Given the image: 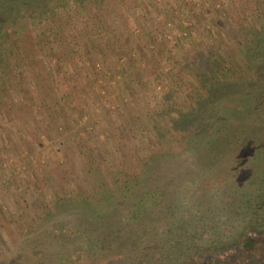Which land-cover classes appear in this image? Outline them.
Returning <instances> with one entry per match:
<instances>
[{"label":"rangeland","instance_id":"1","mask_svg":"<svg viewBox=\"0 0 264 264\" xmlns=\"http://www.w3.org/2000/svg\"><path fill=\"white\" fill-rule=\"evenodd\" d=\"M15 1L0 0L19 30L0 60V264H92L113 226L97 209L124 217V183L167 193L144 216L154 249L174 220L220 236L264 218V0H43L37 20ZM215 252L264 264V243Z\"/></svg>","mask_w":264,"mask_h":264},{"label":"trees","instance_id":"2","mask_svg":"<svg viewBox=\"0 0 264 264\" xmlns=\"http://www.w3.org/2000/svg\"><path fill=\"white\" fill-rule=\"evenodd\" d=\"M42 1L43 0H17L14 3L7 5V7L10 9V11L23 9L21 6H24L26 9L30 8L28 9L30 10L29 14H31L29 15L30 18L33 17V19L37 20L38 17L43 15V11L45 13L51 11V5H44ZM68 1L74 2L73 0ZM57 2L60 3L58 0ZM261 3L264 6V3ZM18 14H20L21 19L24 17L26 18V12ZM9 17L11 19H8V10L0 9V60L2 59L3 63L6 59H8V55L13 52L12 49L14 50L15 48V41L12 40V36L15 35L17 38L19 37V30H17L16 27H13V29L11 27V22L13 26L16 25V21L12 20V16ZM21 21H18L17 24L22 23ZM192 25V29L185 30V32L179 36L180 40L187 42L189 45H194L200 37L196 32L197 28L195 24ZM8 30H10L13 34L6 35L8 34ZM98 50L99 49H96L95 51L99 54ZM7 65H11V61L7 62ZM1 67L4 68L3 66ZM1 67V73L2 71L8 73V70L11 71L12 69L11 67H8L6 70H4ZM151 147L155 148V146ZM149 160L153 162L151 154H149L144 159L145 163H147ZM150 169L148 168V165L146 168L144 167L141 171V174H137V177L139 176L138 179L142 180L144 175L151 176V179H153V174H155V171ZM138 179L135 182L136 184L139 182ZM144 185L147 186H144L142 191L140 189V183L138 185H131L130 183L126 185V183H124V185L120 184V187L118 186L116 188L121 193V195H119L121 199L115 198L110 200L109 203L110 206H112L116 201L125 199V206H127L126 208L128 209L124 217L115 218V211L109 207L108 212V207L105 205L98 207L97 210L100 212V214H98L96 217L97 227L103 228V226H105V222H107V224L111 222V224L113 223V226L108 228L109 232L107 234L98 232V235L95 238H90L94 242V245L100 246V248L97 249V252L93 255L94 259L92 264H192L195 261L200 264L204 261L205 264L207 261L209 264L212 261L210 258H212L216 253L215 248L222 249L226 246L238 247V249L245 252L247 256L251 255L261 243H264V238L257 234L258 232L248 230V228L250 229L256 224H258L257 229H259V231L264 229V218L259 217L258 213L254 212V216L249 218L247 217L242 230L229 231V233H224L220 236L214 235V232H212L213 228L209 225L204 226L202 233L195 232L188 234L187 230L190 228L191 223L186 221L180 222L181 220H174V225L172 228L177 230L175 231L177 234L173 236L170 234L172 231L167 232V237L165 239H157V244L154 249L151 246V237L148 231H146L147 219L144 216L148 213L152 214L154 210L150 207H152L154 203H158L162 199L166 198L167 193L160 191V195H158V190H160L158 185H150L151 187L147 189V180L145 181ZM135 191L139 193L138 196L137 194L135 196ZM125 200H123V203H125ZM250 206L251 205L247 207L250 208ZM123 220L125 221L124 225L126 226L124 235V232H120L121 229L120 231H117L119 230L118 226H121ZM149 232H151V230H149ZM119 241L125 244L123 249L119 250V252L111 251V244L115 245ZM160 245H169L171 250L168 253H160V256L157 257L156 250H159Z\"/></svg>","mask_w":264,"mask_h":264}]
</instances>
